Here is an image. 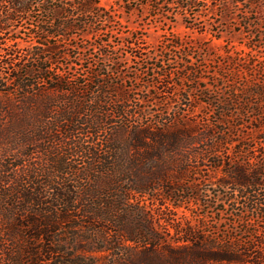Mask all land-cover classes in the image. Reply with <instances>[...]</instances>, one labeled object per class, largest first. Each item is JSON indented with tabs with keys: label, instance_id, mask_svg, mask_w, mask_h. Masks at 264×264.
Returning a JSON list of instances; mask_svg holds the SVG:
<instances>
[{
	"label": "trees",
	"instance_id": "obj_1",
	"mask_svg": "<svg viewBox=\"0 0 264 264\" xmlns=\"http://www.w3.org/2000/svg\"><path fill=\"white\" fill-rule=\"evenodd\" d=\"M65 1L0 0V64L6 66L0 72V112L10 107L9 114L19 116L0 128V264H264V226L245 230L246 241L220 238L204 232L202 215L197 216V237L191 232L166 240L144 204L157 187L168 186L170 177L180 178L185 168L170 174L169 167L175 157L188 154L186 149L197 143L208 158L230 146L227 161L234 150L246 157L241 164L223 166L234 186L233 199H226L232 200V216L239 222L244 214L264 219L263 124L254 128V139L237 136L249 113L244 97L261 99L251 112L260 124L264 85L253 84L243 98L217 101L204 82L199 93L215 121L197 126V132L139 124L134 120L141 112L107 100L110 86L100 69L89 70L88 79L70 86L63 70L45 66L59 58L54 46H47L48 58L40 51L22 58L10 49L17 39L11 28L36 7L54 14L50 23L35 26L36 41L45 43L83 28L95 34V23L110 20L102 8L108 0ZM49 5L54 6L46 9ZM74 14L83 17L79 24L61 20ZM246 47L239 53L249 61L252 48ZM7 56L17 57L20 64L7 62ZM29 61L30 67L21 64ZM250 65L233 73L248 72ZM182 75L191 82L205 79L186 67ZM157 77L172 81V72H158ZM90 84L96 91L88 90ZM172 87L167 82L163 88L175 96ZM86 93L93 95L94 105L80 101ZM67 96L74 99L66 103ZM56 108L60 115L51 118ZM34 153L40 154L37 162L32 161ZM214 161L217 171L221 161ZM174 189L172 194L183 191Z\"/></svg>",
	"mask_w": 264,
	"mask_h": 264
},
{
	"label": "rangeland",
	"instance_id": "obj_2",
	"mask_svg": "<svg viewBox=\"0 0 264 264\" xmlns=\"http://www.w3.org/2000/svg\"><path fill=\"white\" fill-rule=\"evenodd\" d=\"M108 3L102 8L111 15L110 20L95 23V34H87V29L83 28L67 32L64 37L49 43L36 41L35 26L50 23L54 14L45 12V7H36L23 14L21 22L11 28V34L17 39L10 49L22 58L35 51L43 52L42 57L48 58L51 54L47 46H54L59 58L45 66L53 71L63 70L70 86L88 79L85 76L89 70L100 69L105 76L104 83L110 86L105 89L107 100L123 104L129 110H138L142 117L134 121L151 128L184 127L197 132V126L201 128L215 121L209 106L204 103L206 99L199 93L204 82L217 101L237 96L243 98L246 90H253V84L264 85V0L257 4L250 0H108ZM61 20L79 24L83 17L74 14L67 19L64 15ZM175 42L181 47L172 48ZM247 45L252 48L249 61L239 53V50H247ZM16 58L7 56L5 60L20 64ZM247 63L251 64L248 72L233 73ZM21 64L30 67L32 62ZM3 67L6 68L0 64V72H4ZM185 67L194 69L196 76L204 77V81L181 79ZM167 71L172 72V81L157 77L158 72ZM167 82L174 84L175 96L168 94V88H163ZM90 85L88 90L96 91ZM66 98V103L71 101L70 98L74 99L72 96ZM83 98L80 101H88L86 106L94 105L93 95L86 93ZM244 100H248L249 113L247 123L240 127L237 136L254 139V128L263 124L259 133L263 137L264 111L260 115V124L251 115L261 99L248 96ZM9 110L10 107L0 112V128H7L11 119H19L18 115L9 114ZM59 115L56 108L50 117ZM251 144L256 146L258 143ZM186 151L188 154L175 157L169 167L170 174L185 168L180 178L170 177L166 188L157 187L152 196L144 199L146 209L166 240L181 238L191 232L197 237L200 220L197 216L202 215L206 218L199 223L204 232L220 238L246 241L249 234L245 230L264 226V219L256 215L244 214L242 222L235 221L232 216L235 212L229 206L232 200L226 201L233 199L234 186L230 185L223 166L241 164L246 160L244 154L234 150L227 161L224 154L231 152V148L226 146L205 158L197 143ZM39 158L40 154L34 153L32 161L37 162ZM215 159L221 161L217 171L212 169ZM176 187L183 191L172 194ZM239 209L243 211L240 206Z\"/></svg>",
	"mask_w": 264,
	"mask_h": 264
}]
</instances>
